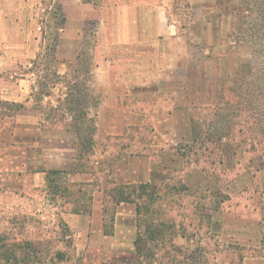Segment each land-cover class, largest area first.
Returning <instances> with one entry per match:
<instances>
[{"label":"crops","instance_id":"crops-1","mask_svg":"<svg viewBox=\"0 0 264 264\" xmlns=\"http://www.w3.org/2000/svg\"><path fill=\"white\" fill-rule=\"evenodd\" d=\"M202 1L186 0L180 10L174 0H0L2 207L10 198L48 203L53 199L49 191L53 172L69 180L72 173L86 170H82L84 140L72 128L73 118L67 109H57L65 103L77 83L75 76L90 57L93 65L86 87L95 130L88 163L100 138L118 137L120 151L128 158L132 152L140 154L141 170L144 160L145 181L140 175L135 183L148 185L157 181L148 180L150 159L143 154L158 151V138L189 137L193 147L207 141L201 140L208 135L207 119L214 109L233 102L228 96L233 95L232 79L238 74L258 73L260 66L253 48L250 58H243L245 45L251 47L239 37L243 4L237 0ZM57 20L61 25H56ZM52 33L56 34L53 51L48 49ZM103 115L111 122L106 134L100 130ZM150 121L169 122L172 128L168 132L155 128L148 134L142 123ZM118 122H122L121 129L116 127ZM148 135L153 138L149 146L133 144L134 138ZM177 144L174 151H188ZM58 214L87 218L89 211L65 206ZM121 214L132 225L126 243L133 251L137 212L114 211V237ZM251 224L244 222V228L238 221L232 233L246 238L241 230ZM252 260L264 264V258Z\"/></svg>","mask_w":264,"mask_h":264},{"label":"rangeland","instance_id":"rangeland-1","mask_svg":"<svg viewBox=\"0 0 264 264\" xmlns=\"http://www.w3.org/2000/svg\"><path fill=\"white\" fill-rule=\"evenodd\" d=\"M241 2L244 22L239 37L251 43L250 48L245 45L243 58H250L253 48L260 71L245 77L249 83L242 82L239 98L230 93L233 102L224 109H214L206 121V143L193 147L189 137L158 138V151L143 154L150 159L148 180L157 182L143 190L147 193L138 194L135 181L141 179L140 175L145 181L140 154L132 152V158H128L120 151L118 137L100 138L86 170L68 177L71 193L78 201L57 196L48 203L10 198L4 207L0 205V264H255L253 257L264 258V0ZM174 3L181 10L186 0ZM202 4H206L204 0ZM92 65V58H87L77 80L84 81L89 74L85 68L90 70ZM110 125L103 115L100 130L106 134ZM121 125L118 122L116 127L121 129ZM142 125L148 134L155 128L160 132L172 128L169 122ZM219 134L224 138L218 140ZM134 140L133 144L149 146L153 138L148 135ZM177 142L188 151H174ZM110 150L115 153L110 154ZM115 185L123 192L138 194V201H112L113 195L118 196L112 189ZM65 206L86 208L89 216L64 218L58 212ZM136 208L143 213L138 252L131 251L126 243L132 225L125 214L117 219L116 237L102 234L106 231L104 221L110 218L103 217L106 209L105 213H120ZM159 217L164 231L152 240L145 228ZM238 221L244 228V222L252 223L247 230L238 226L241 235L246 233L248 237L232 233Z\"/></svg>","mask_w":264,"mask_h":264},{"label":"trees","instance_id":"trees-1","mask_svg":"<svg viewBox=\"0 0 264 264\" xmlns=\"http://www.w3.org/2000/svg\"><path fill=\"white\" fill-rule=\"evenodd\" d=\"M87 1H91V0H87ZM237 1L239 2L238 4H243V2H241V0H237ZM53 13H57V10H56V12L54 11ZM59 24L61 25V22H59L57 20L56 25H59ZM51 35L53 37V41H52L51 46L48 47V49L50 48V50L52 49V51H53L54 46H55L56 34L52 33ZM85 61H86V59H85ZM85 61L83 62V64L85 63ZM248 67H250V64ZM82 68L83 67L81 65L80 74H82ZM85 69L87 72H90V70L88 68H85ZM248 74H252V73H248ZM248 74H245V75L248 76ZM76 76L81 77V75H79V74ZM76 76H75V79H76L77 83L74 84L73 88L69 92V95H68L67 99L65 100V103H62L57 110L60 111L64 107L67 109L68 113H70V115H72V118H73L72 122H71L72 128L75 129L78 136H80V139L84 140V141H82V147H83V151H84V158H86V160L83 163V166H84L82 168V170H83L88 165V161H87L88 160L87 159L88 153L90 151H92L91 149H92V144H93V133L95 130V121H94V118L92 116H90V114H89L90 99H88V97H90V96H88L89 91L87 90V87H86V83L90 80V74H88L85 77L84 81L77 80V78H79V77H76ZM246 76L238 74V77L232 79V84H233L232 88L233 89H231V90L235 93V95L237 97H240L242 92H243L242 90H243L244 86L241 85L242 82L244 81L246 83H249V82H247L248 80L245 78ZM55 81L56 82L58 81L57 77H55ZM249 85H252V87H253L252 90H254L255 86L252 84V82H250ZM246 88H248V87H246ZM198 128H202V127L198 125ZM207 137H204V138L201 137V140L203 141ZM217 137H218V140H221L222 137H224V135L219 134ZM49 181H50L49 191H50L51 197L53 199H55L56 195H64V196H67L68 199L78 201V198L74 197L73 194L71 193L73 190H72V188L69 187V185H68L69 182H68L66 177H64L63 175H60L59 173L53 172V174L49 178ZM148 187H149V184L148 185L147 184H138L137 186H134V188H137V190H139L138 194L139 193H147V192H143V190L147 191ZM112 189H116V191H117L116 193L118 194V196L113 195V200H112V201L117 202V203H119L121 201L131 202L133 200H137L139 197V196H137L138 194L134 195V193L131 191L130 192H128V191L123 192V189H121L120 187H116V185ZM79 192L80 191H78V193ZM124 193H126V194H124ZM131 193L133 194L132 196H131ZM132 197H135L136 199H134ZM109 209H110V205H109L108 210ZM108 210L106 209L105 211L107 212ZM113 210H114V205H113ZM156 210H157V208H156ZM105 211H104L103 217L107 218L106 216L108 215V218L109 217L110 218L108 220H106L107 222L104 221L103 226L106 227V228H104L106 230L104 232L106 234H111L112 230H113L114 212L111 211L110 213L109 212L105 213ZM136 212H137V217H140L138 220V224H137L138 233H137V236L135 239V249L138 252L139 247H140L139 246V240L141 237L140 229L143 228V222H142L143 220L141 219L143 213H142L141 208L140 209L136 208ZM163 224H164V222H163V220L160 219V217L154 219L152 224L151 223L148 224L149 227L145 228L148 232V237H150V239L153 240V239H156L159 236H161V233L164 231V228L162 226ZM145 225L146 224H144V226Z\"/></svg>","mask_w":264,"mask_h":264}]
</instances>
